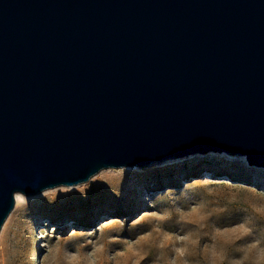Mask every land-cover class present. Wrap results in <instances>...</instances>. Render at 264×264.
<instances>
[{
  "label": "water",
  "instance_id": "95a60500",
  "mask_svg": "<svg viewBox=\"0 0 264 264\" xmlns=\"http://www.w3.org/2000/svg\"><path fill=\"white\" fill-rule=\"evenodd\" d=\"M210 152L264 167V0H0V233L17 193Z\"/></svg>",
  "mask_w": 264,
  "mask_h": 264
},
{
  "label": "rangeland",
  "instance_id": "374dc122",
  "mask_svg": "<svg viewBox=\"0 0 264 264\" xmlns=\"http://www.w3.org/2000/svg\"><path fill=\"white\" fill-rule=\"evenodd\" d=\"M23 198L1 230L0 264H170L178 249L206 264L214 230L242 222L253 233L229 238L224 264L264 241V213L254 211L264 208V167L225 152L107 169Z\"/></svg>",
  "mask_w": 264,
  "mask_h": 264
},
{
  "label": "clouds",
  "instance_id": "9594fccd",
  "mask_svg": "<svg viewBox=\"0 0 264 264\" xmlns=\"http://www.w3.org/2000/svg\"><path fill=\"white\" fill-rule=\"evenodd\" d=\"M254 211L257 215L264 213V208ZM235 233H243L244 236L252 235L253 229L248 227L246 222L239 225H234L232 228H216L214 230L213 244L211 246L210 254L205 257L206 264H224L227 257L226 248L223 245L229 243V238ZM182 239L187 240L188 237ZM194 244L198 241H192ZM241 255L236 258L233 264H264V241L254 240L250 244L243 246ZM178 256L170 262V264H189L185 258L186 252L183 249H178ZM205 251H208V246H205Z\"/></svg>",
  "mask_w": 264,
  "mask_h": 264
},
{
  "label": "bare ground",
  "instance_id": "6f19581e",
  "mask_svg": "<svg viewBox=\"0 0 264 264\" xmlns=\"http://www.w3.org/2000/svg\"><path fill=\"white\" fill-rule=\"evenodd\" d=\"M15 201L17 202V204H21L23 201H25V199L23 198V194L22 193H17L15 195Z\"/></svg>",
  "mask_w": 264,
  "mask_h": 264
}]
</instances>
